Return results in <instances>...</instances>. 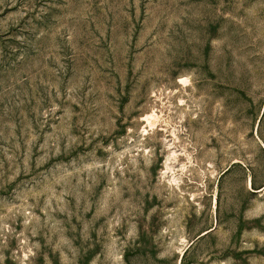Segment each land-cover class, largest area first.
Returning <instances> with one entry per match:
<instances>
[{"label": "rangeland", "instance_id": "obj_1", "mask_svg": "<svg viewBox=\"0 0 264 264\" xmlns=\"http://www.w3.org/2000/svg\"><path fill=\"white\" fill-rule=\"evenodd\" d=\"M0 264H264V0H0Z\"/></svg>", "mask_w": 264, "mask_h": 264}]
</instances>
